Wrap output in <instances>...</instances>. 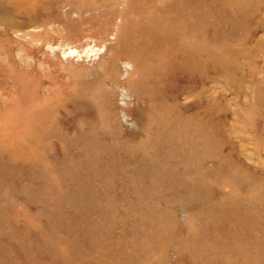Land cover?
I'll use <instances>...</instances> for the list:
<instances>
[{
  "label": "rangeland",
  "instance_id": "obj_1",
  "mask_svg": "<svg viewBox=\"0 0 264 264\" xmlns=\"http://www.w3.org/2000/svg\"><path fill=\"white\" fill-rule=\"evenodd\" d=\"M0 264H264V0H0Z\"/></svg>",
  "mask_w": 264,
  "mask_h": 264
},
{
  "label": "bare ground",
  "instance_id": "obj_2",
  "mask_svg": "<svg viewBox=\"0 0 264 264\" xmlns=\"http://www.w3.org/2000/svg\"><path fill=\"white\" fill-rule=\"evenodd\" d=\"M64 52H66L67 55H71V54H73V53L76 52V49H70L69 51H66V49H64ZM78 53H79V52H78ZM33 115H34V114H33ZM53 252H55V251H53Z\"/></svg>",
  "mask_w": 264,
  "mask_h": 264
}]
</instances>
